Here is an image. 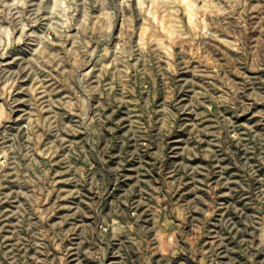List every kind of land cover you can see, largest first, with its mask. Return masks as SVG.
<instances>
[{"label":"rangeland","instance_id":"obj_1","mask_svg":"<svg viewBox=\"0 0 264 264\" xmlns=\"http://www.w3.org/2000/svg\"><path fill=\"white\" fill-rule=\"evenodd\" d=\"M0 264H264V0H0Z\"/></svg>","mask_w":264,"mask_h":264},{"label":"bare ground","instance_id":"obj_2","mask_svg":"<svg viewBox=\"0 0 264 264\" xmlns=\"http://www.w3.org/2000/svg\"><path fill=\"white\" fill-rule=\"evenodd\" d=\"M187 6L190 7L191 6V2H187Z\"/></svg>","mask_w":264,"mask_h":264}]
</instances>
